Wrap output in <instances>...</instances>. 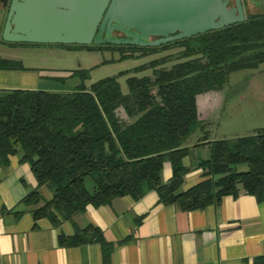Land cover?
<instances>
[{"label": "trees", "instance_id": "16d2710c", "mask_svg": "<svg viewBox=\"0 0 264 264\" xmlns=\"http://www.w3.org/2000/svg\"><path fill=\"white\" fill-rule=\"evenodd\" d=\"M20 42H9L15 44ZM144 54L173 50L133 69L150 68L148 75L125 78L122 93L116 75L82 83L84 69L69 70L80 83L69 92L40 89H0V165L19 153L36 181L21 201L31 206L33 219L45 218L53 226L81 212L86 204H106L113 197L137 199L153 190L157 201L187 211L218 202L239 190L264 199V126L248 135L207 137V122L198 119L197 95L219 90L229 73L255 68L264 60V13L246 14L235 23L189 37L151 46L88 44ZM131 55V54H130ZM176 61L167 63L168 59ZM167 63V64H166ZM0 69H23L18 61L0 58ZM121 108L125 119L116 115ZM201 134L195 145L207 144L208 157L197 161L202 179L181 190L188 170L181 158L188 154L187 139ZM163 161L169 178L161 182ZM244 165V169H237ZM91 180V190L84 178ZM47 185L51 196L43 199L37 188ZM96 241L105 256L110 246L100 230L86 225L58 243L77 245ZM252 264H264V254Z\"/></svg>", "mask_w": 264, "mask_h": 264}, {"label": "crops", "instance_id": "0c3cea01", "mask_svg": "<svg viewBox=\"0 0 264 264\" xmlns=\"http://www.w3.org/2000/svg\"><path fill=\"white\" fill-rule=\"evenodd\" d=\"M63 75L71 76L69 70ZM40 76L39 70L0 69V89H37ZM217 92L196 96L198 119L216 124L219 105L208 103ZM195 144L187 142L188 154L181 158L188 168L181 190L202 179L196 163L208 157V146ZM170 173L169 162L163 161L160 181ZM35 187L29 165L19 161L18 152L0 165V264H252L255 256L264 254V199L257 201L242 190L187 211L161 204L148 190L137 199L123 195L98 206L86 204L81 212L53 226L45 218L33 219L31 206L21 201ZM37 190L43 199L51 196L47 185ZM86 225L99 229L110 246L105 256L96 241L58 243L59 235L70 236Z\"/></svg>", "mask_w": 264, "mask_h": 264}, {"label": "water", "instance_id": "95a60500", "mask_svg": "<svg viewBox=\"0 0 264 264\" xmlns=\"http://www.w3.org/2000/svg\"><path fill=\"white\" fill-rule=\"evenodd\" d=\"M226 3L227 0H9L0 39L155 46L241 21L244 15L240 0H233L229 7ZM112 30L123 36L111 35Z\"/></svg>", "mask_w": 264, "mask_h": 264}, {"label": "rangeland", "instance_id": "374dc122", "mask_svg": "<svg viewBox=\"0 0 264 264\" xmlns=\"http://www.w3.org/2000/svg\"><path fill=\"white\" fill-rule=\"evenodd\" d=\"M243 7L246 14L264 13V0H243ZM124 52L129 55L121 57L120 48L109 46L87 49L70 44H7L0 42V58L18 61L24 72L39 70L41 76L38 79L37 89L56 92L72 91L80 83L78 76H65L63 71L84 69L87 71V77L82 80L85 87L99 78L116 75L120 91L125 93V78L127 76L140 77L150 73L148 67L133 68L146 64L164 53L173 52V50H149L144 54H139L136 50L130 52L125 49ZM173 61H176V58L168 59L166 62ZM263 94L264 60L258 63L255 68L240 69L229 73L226 82L217 93L212 94V100L208 103L209 107L219 105V109L215 113L216 124L207 122V137L232 138L248 135L253 129L263 127ZM115 112L119 118H126L121 108H117ZM200 135L199 131L195 129L188 137L187 142H195ZM237 169H244V165H238ZM84 186L88 190L90 189L91 180L89 177L84 178Z\"/></svg>", "mask_w": 264, "mask_h": 264}, {"label": "flooded vegetation", "instance_id": "af4514ba", "mask_svg": "<svg viewBox=\"0 0 264 264\" xmlns=\"http://www.w3.org/2000/svg\"><path fill=\"white\" fill-rule=\"evenodd\" d=\"M8 1H9V0H6V1H5V5H4V7H2L3 0H0L1 19H2V17L4 18L3 14L5 15L6 6H7ZM240 3H241V7H242V11H243V15L245 16L246 13H245L244 10H243V9H244V7H243V0H240ZM232 5H233V0H227L226 6L229 7V6H232ZM2 24H3V21H2V23H1V27H2ZM175 32H177V31L175 30L173 33H175ZM113 34H115L116 37H121V36H123V34H122L121 32L116 31V30H112V31H111V35H113ZM170 34H172V33H167V35H170ZM157 37H159V36H148V39H154V38H157ZM25 43H27V42H25ZM164 43H166V42H164ZM42 44H43V43H42ZM57 44H58V43H57ZM161 44H162V43H161Z\"/></svg>", "mask_w": 264, "mask_h": 264}]
</instances>
